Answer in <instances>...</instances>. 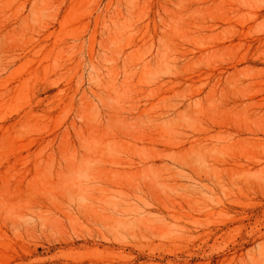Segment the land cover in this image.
<instances>
[{
	"label": "rangeland",
	"instance_id": "374dc122",
	"mask_svg": "<svg viewBox=\"0 0 264 264\" xmlns=\"http://www.w3.org/2000/svg\"><path fill=\"white\" fill-rule=\"evenodd\" d=\"M263 113L264 0H0V264H264Z\"/></svg>",
	"mask_w": 264,
	"mask_h": 264
},
{
	"label": "bare ground",
	"instance_id": "6f19581e",
	"mask_svg": "<svg viewBox=\"0 0 264 264\" xmlns=\"http://www.w3.org/2000/svg\"><path fill=\"white\" fill-rule=\"evenodd\" d=\"M115 14V13H114ZM81 41V40H80ZM176 110V109H175ZM260 113H262V112H260ZM263 115H264V113H263ZM249 132V131H248ZM252 133H251V138H249V140L252 142V143H257L258 141L259 142H261L262 140L261 139H258L257 138V133L256 132H253V131H251ZM196 139V138H195ZM248 140V141H249ZM194 144H196V143H194ZM206 147V146H205ZM191 149V148H190ZM214 149V148H213ZM188 163V162H187ZM189 166V165H188ZM151 169V168H150ZM261 232V231H260ZM96 234V233H95ZM108 234V233H107ZM255 234V233H254ZM261 234V233H260ZM79 235V234H78ZM92 235V234H91ZM110 236H112V235H110ZM254 236V235H253ZM253 236H251L250 238H252ZM85 237V236H84ZM256 237V236H255ZM66 238V237H65ZM81 238V237H80ZM117 238V237H116ZM116 238L114 237V235H113V238H108L105 234H104V232H103V234H100L99 235V237L97 238V240H95L96 238H92L91 237V239L93 240L94 239V244H95V246L96 247H103V249L106 251V252H112L113 250H114V248H115V245H120L121 243L118 241V240H116ZM119 239V238H118ZM259 239V238H258ZM257 240V239H256ZM88 242V240H85V243H87ZM60 243V242H59ZM64 244H67L68 246H72V247H74L75 246V244H76V241H74L73 239H70V240H65V242H64ZM88 244V243H87ZM262 245L260 246L259 244V249H254L255 250V253L257 254V250H258V255H260L259 256V258L261 257V256H264V244L263 243H261ZM258 245H257V247H258ZM127 247V246H126ZM82 248H87V246H86V244L85 245H83L82 246ZM127 250V249H126ZM251 251H252V249H250ZM116 251V250H115ZM248 252V251H247ZM247 256H249V253L247 254ZM251 256V255H250ZM249 256V257H250ZM62 258H64V256H62ZM251 258V257H250ZM252 258H254V256L252 257ZM257 258H258V256H257ZM56 264V263H55ZM91 264H97V263H91ZM101 264H109V263H101Z\"/></svg>",
	"mask_w": 264,
	"mask_h": 264
}]
</instances>
